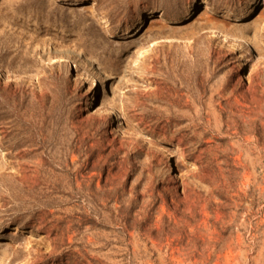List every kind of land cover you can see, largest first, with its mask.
Masks as SVG:
<instances>
[{"label":"rangeland","instance_id":"rangeland-1","mask_svg":"<svg viewBox=\"0 0 264 264\" xmlns=\"http://www.w3.org/2000/svg\"><path fill=\"white\" fill-rule=\"evenodd\" d=\"M0 264H264V0H0Z\"/></svg>","mask_w":264,"mask_h":264},{"label":"bare ground","instance_id":"bare-ground-1","mask_svg":"<svg viewBox=\"0 0 264 264\" xmlns=\"http://www.w3.org/2000/svg\"><path fill=\"white\" fill-rule=\"evenodd\" d=\"M241 40H239V43L237 44V46L235 47L236 50H241Z\"/></svg>","mask_w":264,"mask_h":264}]
</instances>
